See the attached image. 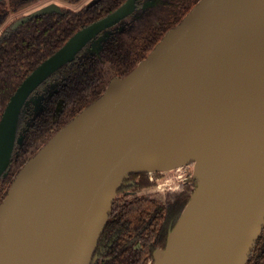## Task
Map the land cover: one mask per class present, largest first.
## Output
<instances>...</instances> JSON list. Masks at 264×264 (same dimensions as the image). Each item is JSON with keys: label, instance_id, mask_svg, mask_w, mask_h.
Returning <instances> with one entry per match:
<instances>
[{"label": "water", "instance_id": "1", "mask_svg": "<svg viewBox=\"0 0 264 264\" xmlns=\"http://www.w3.org/2000/svg\"><path fill=\"white\" fill-rule=\"evenodd\" d=\"M139 1L126 0L77 31L23 80L0 120V179L24 108L37 101L32 93L87 45L98 50ZM54 12L61 6L49 3L14 28ZM262 60L264 0H199L20 169L0 203V264H94L126 179L186 164L194 165L196 188L166 247L154 252L155 264H246L264 229V82L191 147L204 155L200 172L194 155L164 157L144 148L229 76Z\"/></svg>", "mask_w": 264, "mask_h": 264}, {"label": "trees", "instance_id": "2", "mask_svg": "<svg viewBox=\"0 0 264 264\" xmlns=\"http://www.w3.org/2000/svg\"><path fill=\"white\" fill-rule=\"evenodd\" d=\"M38 1H0V24L10 14ZM62 1L75 5L83 0ZM198 1L169 0L160 20L133 28V32L111 27L98 50L87 45L32 93L37 101L24 108L11 164L0 179V203L28 160L59 129L100 97L113 78L125 76L146 58ZM124 2L100 0L78 10L62 6L60 13L35 17L17 28H13L16 19L8 24L0 33V120L12 95L39 64L77 31L115 11ZM137 175L145 176V173L131 174L119 191L123 194L113 203L94 264H155L154 252L166 247L171 229L190 200L191 190L169 194L165 199L150 195L128 197V191L135 192L151 184L135 181ZM246 264H264V229Z\"/></svg>", "mask_w": 264, "mask_h": 264}, {"label": "bare ground", "instance_id": "3", "mask_svg": "<svg viewBox=\"0 0 264 264\" xmlns=\"http://www.w3.org/2000/svg\"><path fill=\"white\" fill-rule=\"evenodd\" d=\"M232 76L157 133L144 151L176 158L194 155L198 158L196 167L200 172L204 155L192 151L191 147L215 127L228 110L256 94L258 86L264 82V60L241 69L236 76ZM167 182L161 181L157 189L165 191L170 183Z\"/></svg>", "mask_w": 264, "mask_h": 264}, {"label": "rangeland", "instance_id": "4", "mask_svg": "<svg viewBox=\"0 0 264 264\" xmlns=\"http://www.w3.org/2000/svg\"><path fill=\"white\" fill-rule=\"evenodd\" d=\"M91 1L92 0H83L81 3L74 5L61 0H40L15 14H11L8 17L7 21L2 24L0 30L5 27L6 23H10L11 21H13V19H19L23 16L29 15L31 12L40 9L41 7L49 3L56 2L62 6H71L73 7V9L78 10L84 5L89 4ZM150 1L151 0H145L144 3L146 4H144V6L143 4L142 6H139L132 14L123 19L120 24H117L114 27H118L120 31L131 30V32H133V28L136 29L138 27H142L150 23H155L160 20V18L165 15V5L169 0H153V2ZM193 174V164H186L173 169L162 171H149L147 172V174L145 173V176L137 175L134 180L140 182L143 180L145 183L151 184H149L148 186H141V188L136 187L137 189L135 190V192H127V195L128 197H133L134 195H150L159 199H165V196L169 194L179 193L185 190H191L193 193L197 184L195 178L193 177ZM161 181L170 182L168 188L165 191H160L154 187L155 185H152V183L157 184V182L158 184H160ZM122 194L123 193H119L118 196Z\"/></svg>", "mask_w": 264, "mask_h": 264}, {"label": "flooded vegetation", "instance_id": "5", "mask_svg": "<svg viewBox=\"0 0 264 264\" xmlns=\"http://www.w3.org/2000/svg\"><path fill=\"white\" fill-rule=\"evenodd\" d=\"M61 1H62V0H61ZM144 1H145V0H141V1H139V2H138V7H139V6H142V4L144 5ZM150 2H153V0H151ZM59 5H60V4H59ZM195 5H196V4H195ZM60 6H61V12H62V5H60ZM69 7H71V6H69ZM58 13H60V12H58ZM10 15H11V14H10ZM10 15H9V16H10ZM9 16H8V17H9ZM8 17H7V19H8ZM23 17H24V16H23ZM23 17H21V18H23ZM21 18H19V19H21ZM7 19H6L3 23H5V22L7 21ZM19 19H16V21H18ZM13 20H14V19H13ZM16 21H15V22H16ZM11 22H12V21H11ZM11 22H10V23H11ZM15 22H14V24H15ZM3 23H2V24H3ZM10 23H6L5 27H6L8 24H10ZM2 24H0V27L2 26ZM14 24H13V28H14ZM23 24H24V23H23ZM21 25H22V24H21ZM19 26H20V25H19ZM19 26H18V27H19ZM5 27H4V28H5ZM4 28H3V29H4ZM16 28H17V27H16ZM3 29H2V30H3ZM2 30H0V33L2 32ZM60 107H61V102L59 103L57 109H60ZM154 185H155V186H154ZM153 186H154L155 188H157V186H158V182H157V184L154 183ZM128 192H129V191H128ZM158 249H159V248H158Z\"/></svg>", "mask_w": 264, "mask_h": 264}, {"label": "built area", "instance_id": "6", "mask_svg": "<svg viewBox=\"0 0 264 264\" xmlns=\"http://www.w3.org/2000/svg\"><path fill=\"white\" fill-rule=\"evenodd\" d=\"M168 188V187H167ZM172 189V188H171ZM171 189H169V190H171Z\"/></svg>", "mask_w": 264, "mask_h": 264}]
</instances>
